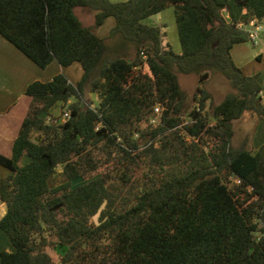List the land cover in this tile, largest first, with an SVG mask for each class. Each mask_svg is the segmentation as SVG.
Instances as JSON below:
<instances>
[{"label":"trees","instance_id":"16d2710c","mask_svg":"<svg viewBox=\"0 0 264 264\" xmlns=\"http://www.w3.org/2000/svg\"><path fill=\"white\" fill-rule=\"evenodd\" d=\"M168 8L179 54L164 26L143 23ZM108 17L112 47L96 33ZM263 18L264 0H0V35L35 65L83 70L25 90L11 156L0 153V229L14 247L0 264H264V146H231L235 120H264V88L231 56ZM213 72L232 88L218 104L204 87ZM179 73L198 76L194 107Z\"/></svg>","mask_w":264,"mask_h":264},{"label":"crops","instance_id":"0c3cea01","mask_svg":"<svg viewBox=\"0 0 264 264\" xmlns=\"http://www.w3.org/2000/svg\"><path fill=\"white\" fill-rule=\"evenodd\" d=\"M109 1L122 2L126 0H109ZM75 10H77V8ZM77 16L85 26H93L94 17L92 23L86 24L78 13ZM144 22L145 20L143 21V23ZM259 23L262 26H264V18L261 21H259ZM114 25L115 23L110 21L109 18L106 19L105 22L103 23V33H106ZM100 28L101 27H99L96 30L97 35H99V31L102 30ZM247 28H250V26L247 25L246 29ZM163 32H165V34L167 35L165 30H163ZM248 42L235 44L232 47L231 49L232 59L235 65L238 68H240L246 75L256 76L259 84L264 88V31H262L259 34V40L257 44H252L250 41ZM76 68L78 69V67ZM62 72L67 75L71 83L76 84L78 82L77 79L73 80V78H71V74H73V72L71 69H69V67L68 68L62 67L57 61L54 60L46 68L44 69L39 68L29 58H27L16 47H14L11 43H9L5 38H3L0 35V153L1 154L7 157L11 156L12 144L18 135L19 129L28 110L29 98L25 96V90L27 86L30 83L37 80L47 82L51 80L56 74ZM82 74H83V70H82ZM90 95L92 94L90 93ZM95 97L97 98L96 95ZM262 103L264 105V90L262 91ZM17 108H19V110L15 112L17 117L15 119L13 118L14 121H12L10 120L11 115L13 114L14 110ZM54 110L55 109L51 111L53 115H55ZM248 114L249 113H245L243 116H248ZM249 118L252 122L254 123L257 122V119H255L251 115L249 116ZM261 126H263L264 128V125H262V123L259 122L256 131H258L261 128ZM262 144H264V140L260 142V145ZM251 149L253 152L259 150V148H254V147H251ZM28 161L29 159L26 157L22 159L23 164L27 163ZM6 210H7L6 204L0 200V220L5 215ZM3 251L13 252L14 247L11 244L7 234L0 229V253Z\"/></svg>","mask_w":264,"mask_h":264},{"label":"rangeland","instance_id":"374dc122","mask_svg":"<svg viewBox=\"0 0 264 264\" xmlns=\"http://www.w3.org/2000/svg\"><path fill=\"white\" fill-rule=\"evenodd\" d=\"M75 11H76V14L78 13L79 16L85 21L86 24L93 22L94 16H93L92 12L89 13L82 8H77V10H75ZM173 13H174V9L168 8L167 10L163 11L162 13L152 15L149 18L145 19L144 24L149 25V26H157V25L160 27L164 26L163 30H165L167 33V35L164 37L165 43H169L171 45L173 51L175 53L179 54V53H181V46H180V42H179V38H178V33H177V28H176L175 18H174ZM108 18L110 19V21L115 23V19L113 17H108ZM107 24H108V22H107ZM162 24H164V25H162ZM100 27H101L100 29H102V30L99 31L98 36L99 37L101 36L100 38L105 39L107 41L108 45L110 47H112L114 45V42L111 41L109 36H110L111 30L113 27L111 29H109L106 33H103V25ZM68 67L73 72V74H71V78H73V80L77 79L79 82L81 77H82L81 65L79 63H73L72 65H70ZM76 67H78V69ZM178 77H179V83H180L182 89L184 90V92L187 96L188 105L191 107L196 106L194 103L193 97H194L196 87L198 85L197 74H181V73H179ZM69 78H70V76H69ZM204 87L211 94L212 104H218L219 102H221L224 99V97L227 93L232 92V88L230 86L229 81L226 78H224L221 74L216 73V72H213L211 74L210 78L207 80ZM85 99H86L87 103H89V101H92L94 105H97V103H98L95 95L94 94L90 95V93H88V92L85 95ZM71 101H73V99ZM208 104H209V102H208ZM18 110H19V108L14 110L13 114L11 115L10 120L14 121L13 118L15 119L17 117L15 112ZM54 111H55V116L59 118V121L63 122L61 119H62V116L64 113H61L60 105H58ZM65 111L69 112L68 110H65ZM250 115L251 114H248V116H242L241 118H239L233 122L234 123V125H233L234 135H233L232 143H231V146L233 148H238L240 146H243L244 143H245L244 146H246L250 150H252L251 147L261 148L262 146H264V144L260 145V142L264 140V128H263V126H261V128L258 131H256L258 123L260 122V123H262V125H264V120H257V122L254 123L250 120V118H249ZM100 171H102V169ZM61 172H62V169L59 167L57 169V172L54 175V178H53L54 184L60 182V180L62 179ZM8 174H9V171L0 165V178H4ZM83 182H84V180L80 179L74 185L81 184ZM94 221L96 222L97 218H94ZM50 253L53 255V257L57 261H59V253L58 252L51 250Z\"/></svg>","mask_w":264,"mask_h":264},{"label":"built area","instance_id":"2783aa9c","mask_svg":"<svg viewBox=\"0 0 264 264\" xmlns=\"http://www.w3.org/2000/svg\"><path fill=\"white\" fill-rule=\"evenodd\" d=\"M248 25L250 26V28L246 29V25L244 28L248 34V40L253 44H257L259 40V34L264 31V26H262L257 20L250 21ZM155 111L158 112L159 108H156ZM69 117V112L65 111L61 120L65 121Z\"/></svg>","mask_w":264,"mask_h":264}]
</instances>
